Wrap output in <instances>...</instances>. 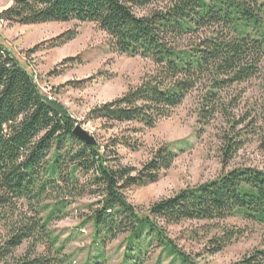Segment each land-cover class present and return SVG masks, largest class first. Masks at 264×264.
Here are the masks:
<instances>
[{
    "label": "trees",
    "instance_id": "trees-1",
    "mask_svg": "<svg viewBox=\"0 0 264 264\" xmlns=\"http://www.w3.org/2000/svg\"><path fill=\"white\" fill-rule=\"evenodd\" d=\"M0 21L95 23L113 51L151 59L152 72L94 107L88 121L105 128L121 123L153 128L198 90L200 125L224 119L223 166L253 141L264 155V96L241 116L234 113L243 97L241 85L263 76L264 0H13L0 11ZM77 35V29L67 30L45 45L60 47ZM77 124L0 42V264H70L48 223L87 196L95 198L85 216L95 243L127 234L128 251L161 248L172 257L168 264L199 262L175 243L165 225L204 222L200 231L208 236L210 253L242 236L225 223L231 216L264 227V165L233 167L154 202L143 213L126 191L157 181L176 153L162 146L136 169L122 164L118 152L120 146L136 147L129 131L104 144L95 134L94 145L74 134ZM214 229L218 232L211 235ZM190 231V239H202L198 229ZM229 264H264V245Z\"/></svg>",
    "mask_w": 264,
    "mask_h": 264
},
{
    "label": "rangeland",
    "instance_id": "rangeland-1",
    "mask_svg": "<svg viewBox=\"0 0 264 264\" xmlns=\"http://www.w3.org/2000/svg\"><path fill=\"white\" fill-rule=\"evenodd\" d=\"M12 2L13 0H0V11ZM71 29L78 31L75 39L60 47L47 48L45 44L51 38ZM108 39L107 33L91 22L24 25L0 21V42L4 47L34 76L41 92L45 94L48 89V95L61 103L90 134H96L100 143L104 144L112 136L129 131L137 145L134 148H118L122 164L141 169L162 146L176 153L172 166L162 171L157 181L134 186L126 191L128 200L141 212H147L154 202L162 198L213 180L233 167H263L264 155L256 141L245 145L229 165L223 166L220 150L224 119L217 116L209 125H200L198 90L191 92L169 116L159 120L153 128L142 127L138 123H121L113 128H105L98 121H88L89 113L94 107L121 96L156 68L150 58L113 51ZM31 49L34 51L29 52ZM66 58L72 59L64 63ZM262 74V77L241 85L244 92L238 108L234 110L237 117L264 96V70ZM94 200L89 196L78 198L68 207L65 215L53 217L48 223L56 238L55 246L61 249L70 264L170 262L172 257H165L161 248H150L141 254L138 248L128 251L125 239L127 234L120 235L107 244L102 241L95 243L93 225L85 222L88 206ZM225 223L230 228L241 230L242 236L216 253L208 251V236L200 231L204 222L183 221L165 227L175 243L199 264H229L264 245L263 226L239 215L229 217ZM192 229H198L202 239H190L189 232ZM217 232L214 229L211 235ZM1 234L0 229V238ZM22 251L23 249L20 250Z\"/></svg>",
    "mask_w": 264,
    "mask_h": 264
},
{
    "label": "water",
    "instance_id": "water-1",
    "mask_svg": "<svg viewBox=\"0 0 264 264\" xmlns=\"http://www.w3.org/2000/svg\"><path fill=\"white\" fill-rule=\"evenodd\" d=\"M74 134L78 136L80 139L90 143V144H96V140L92 134H90L86 129L83 128L81 124H77L74 129Z\"/></svg>",
    "mask_w": 264,
    "mask_h": 264
},
{
    "label": "built area",
    "instance_id": "built-area-1",
    "mask_svg": "<svg viewBox=\"0 0 264 264\" xmlns=\"http://www.w3.org/2000/svg\"><path fill=\"white\" fill-rule=\"evenodd\" d=\"M48 99H50L49 95H48V89L47 92L44 94Z\"/></svg>",
    "mask_w": 264,
    "mask_h": 264
},
{
    "label": "bare ground",
    "instance_id": "bare-ground-1",
    "mask_svg": "<svg viewBox=\"0 0 264 264\" xmlns=\"http://www.w3.org/2000/svg\"><path fill=\"white\" fill-rule=\"evenodd\" d=\"M50 97V100H52L53 99V97L52 96H49Z\"/></svg>",
    "mask_w": 264,
    "mask_h": 264
}]
</instances>
